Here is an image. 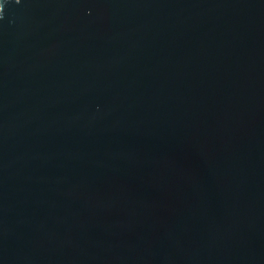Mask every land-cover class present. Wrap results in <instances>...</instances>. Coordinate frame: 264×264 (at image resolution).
Segmentation results:
<instances>
[{"label": "water", "instance_id": "obj_1", "mask_svg": "<svg viewBox=\"0 0 264 264\" xmlns=\"http://www.w3.org/2000/svg\"><path fill=\"white\" fill-rule=\"evenodd\" d=\"M0 264H264V0H0Z\"/></svg>", "mask_w": 264, "mask_h": 264}]
</instances>
